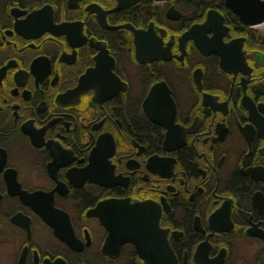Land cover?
<instances>
[{"label": "flooded vegetation", "instance_id": "af4514ba", "mask_svg": "<svg viewBox=\"0 0 264 264\" xmlns=\"http://www.w3.org/2000/svg\"><path fill=\"white\" fill-rule=\"evenodd\" d=\"M263 2L0 0V264H264Z\"/></svg>", "mask_w": 264, "mask_h": 264}, {"label": "water", "instance_id": "95a60500", "mask_svg": "<svg viewBox=\"0 0 264 264\" xmlns=\"http://www.w3.org/2000/svg\"><path fill=\"white\" fill-rule=\"evenodd\" d=\"M228 5L231 6L234 12L240 15L243 19H245L249 14L256 13L259 8L258 3L259 0H227ZM264 4V2L262 3ZM264 7V5H262ZM113 203L117 204L120 207H124V211L117 214L116 218L127 219L126 222H120L119 224L115 223V227L112 226L114 223L112 220H104L105 225L110 231L109 239L118 237L122 242H127L130 240L138 245V247H142L143 251H145V246H147L149 241L155 240L156 236L154 231L158 230L159 223L158 218L156 216H149V220L138 221L135 222L133 220L134 217L143 218V213L139 214L137 211L139 210L138 206L131 205L129 201L120 200L113 201ZM99 211L94 210L93 213L99 215ZM106 216V215H105ZM157 219V220H156ZM108 221V222H107ZM151 221V223H149ZM136 226L137 228H135ZM136 230L139 231H147L146 236L139 237L136 235ZM150 232V233H149ZM152 233V234H151ZM154 236V237H153ZM163 238L159 237V241ZM163 243V240H162ZM158 246V245H157ZM161 249H163V245L161 244Z\"/></svg>", "mask_w": 264, "mask_h": 264}, {"label": "bare ground", "instance_id": "6f19581e", "mask_svg": "<svg viewBox=\"0 0 264 264\" xmlns=\"http://www.w3.org/2000/svg\"><path fill=\"white\" fill-rule=\"evenodd\" d=\"M236 13V12H235ZM205 26V25H204ZM201 27V26H200ZM206 45H204V47L203 48H205L206 49ZM83 81V79L82 78H80L79 79V83H81ZM88 87H89V84L87 85V79H85L83 82H82V85H81V87H80V89L82 90V91H84V90H86V89H88ZM153 92L158 96L159 95V89H158V87L157 86H154L153 87ZM70 94H73L72 92H69V95ZM164 97V96H163ZM168 95H166V100H165V98H164V100H165V104H166V108H167V111L170 113L171 112V105L173 104V102L172 101H170L169 99H168ZM148 102L150 103L151 102V100H148ZM90 167V169H95V168H97V165L96 164H94V165H90L89 166ZM120 200H122V199H116V198H113V199H108V200H105V201H103V202H101V203H99L96 207H94L90 212H89V215H91V216H97V217H100L101 219H102V222H103V224L105 225V223H104V220H108V218H110L109 220H112L114 223L112 224V226H114L115 227V223H117V224H119L121 221L122 222H126L127 221V219H120V218H116V216H118L117 214H120V212H123L125 209H124V207H120V206H118L117 204H115V203H113V201H120ZM123 200H126V201H129V199H123ZM130 202V201H129ZM141 206H142V208L143 209H145V210H147V206H149V204L147 203H144V202H141ZM97 209V211H99L98 213H99V215H96V214H94L93 213V211L94 210H96ZM106 215V216H105ZM133 220L135 221V222H138V221H144V220H149V216L148 215H146V216H144L143 218H138V217H134L133 218ZM108 222V221H107ZM149 223H151V221L149 222ZM106 226V225H105ZM107 227V226H106ZM135 228H137L136 226H134ZM108 229V228H107ZM160 230H162V229H158V230H156V231H154V233H157L158 231H160ZM137 232H139V230H136ZM127 242H131L130 240H127ZM125 242H123V243H121V244H119L118 246H117V250H116V253H119L120 252V250L122 249V246H123V244H124ZM108 248H110V246L108 247ZM107 248V249H108ZM106 249V250H107ZM137 251H138V253L140 252L143 256H147V254H148V252H145V251H143V249H142V247H138L137 248ZM139 253V254H140ZM145 254V255H144Z\"/></svg>", "mask_w": 264, "mask_h": 264}]
</instances>
